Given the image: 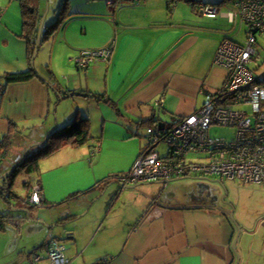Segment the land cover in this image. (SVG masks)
<instances>
[{"label":"crops","instance_id":"crops-1","mask_svg":"<svg viewBox=\"0 0 264 264\" xmlns=\"http://www.w3.org/2000/svg\"><path fill=\"white\" fill-rule=\"evenodd\" d=\"M62 1L38 0L39 16L43 18L56 5L60 13ZM235 3L68 0L62 21L39 44L37 56L41 49L50 48L51 60L47 64L43 61L40 67L33 65L36 76L9 84L2 94L1 76L6 71L28 70L32 62L28 39L21 36L20 1H0L3 197L9 202L19 198L12 190L14 184L8 187V174L53 129L87 117L92 135L84 144L69 142L40 159L38 170L25 182L29 191L24 202L37 185L43 200L34 206L55 205V212L40 210L36 217L23 215L19 224L7 223L0 228L6 230L14 224L21 235L27 232L30 244L19 249L28 251L30 264L47 260L52 264L48 256L43 255L37 263L32 258L33 252L45 249L51 232L54 238L65 241L68 264H236L238 254L239 264H249L264 257V244L258 251L252 244L249 249L237 245V254L234 252L232 243L239 222L231 219L230 206L219 208L205 194L191 193L196 183H202L195 178L204 176L176 178L174 186L188 188L184 196L172 193L169 181L129 184L119 179L148 147V128L168 126L174 117L197 112L225 81L227 68L216 61L218 49L226 39L244 41L236 39L235 31L239 23L240 30L245 28V23L239 15L233 20L230 17ZM202 4L215 7L216 14L205 13ZM105 49L111 50L109 57L81 63L83 52ZM56 66L63 70L62 75L57 74ZM159 100H163L162 106ZM95 117L102 125L96 132L99 135L93 133ZM152 118L153 122L143 123ZM6 137L12 139L7 142ZM156 150L161 155L158 145ZM227 179L232 183L239 180ZM161 182L169 191L167 195L152 191ZM144 183L157 184L140 186ZM255 218L250 226L242 225V231L264 243V212ZM59 219L70 223L66 227L47 226Z\"/></svg>","mask_w":264,"mask_h":264},{"label":"built area","instance_id":"built-area-1","mask_svg":"<svg viewBox=\"0 0 264 264\" xmlns=\"http://www.w3.org/2000/svg\"><path fill=\"white\" fill-rule=\"evenodd\" d=\"M235 4L231 20L240 16L247 25V37L242 42L226 39L220 45L216 61L227 68L225 81L197 112L179 117L168 126L148 128V147L130 171L119 178L121 181L137 184L200 174L264 182V73L257 74L250 65L257 55V35L264 31V0H238ZM201 8L210 16L217 12L213 6L202 4ZM110 52L86 51L80 61L87 64L94 58H107ZM158 105L162 106L163 100ZM216 125L234 128L233 137L212 136L210 129ZM162 140L169 144L165 156L156 150ZM189 152L204 154L207 161L189 159ZM42 200L36 185L28 202L40 204ZM45 250L52 264L70 261L65 241L57 237L47 242ZM43 257L41 251L32 254L36 263Z\"/></svg>","mask_w":264,"mask_h":264},{"label":"rangeland","instance_id":"rangeland-1","mask_svg":"<svg viewBox=\"0 0 264 264\" xmlns=\"http://www.w3.org/2000/svg\"><path fill=\"white\" fill-rule=\"evenodd\" d=\"M7 1L10 2L12 0H7ZM58 2L59 0H57V3ZM58 13L59 10L57 5L54 6L53 8H50V10L46 14V24L53 21ZM225 20L229 22L228 24L234 27L235 24L231 23L232 21L230 19L227 18ZM239 25L241 24L239 23ZM239 25L236 31L235 30L234 31H235V35L237 36L236 39L239 38L238 40L241 39L242 41V39L245 40L246 38L247 25L245 24L244 25L245 28L241 30ZM258 39L259 40H258V44L256 45V49L259 54L255 56L254 60L250 65L252 68L256 69L257 74H262L264 72V31L258 34ZM50 40L51 42H53L54 37L51 38ZM41 50H42L41 53L39 52L38 56L36 55L35 57V61H34L35 68L40 67L43 61L45 62V64H47L51 60L50 48L47 50L45 49H41ZM57 71H58L57 72L58 75L63 74V70H59V68H57ZM242 106L245 108H249L248 104H243ZM101 127L102 125L100 124V118L95 117L93 133L95 135H99L98 133L96 134V132H99ZM142 127L145 129L144 126ZM210 134L214 137H225L227 139H230L234 135V128L216 125L210 129ZM158 149L161 152L162 156L167 155L169 152L168 142L165 140L160 141L158 144ZM187 157L189 159H194L197 161H203V162L207 161V159L204 158V154H199L195 152H189ZM18 162L19 160H17L11 168L6 169V171L2 175L4 176L7 173H10ZM32 173L33 172L21 170L18 176L16 177L12 190L17 196H19V198L16 197L11 198L12 201L9 202V200H6L3 197L2 192L0 190V213L14 212L20 215L36 217V214L40 210L50 211V213L54 211L55 205L30 206L24 202V199L25 197L28 196V191H29L28 188H26L25 186V182L31 179L30 175ZM197 176L202 177V175L200 174L198 175L195 174L192 177H197ZM204 177H205L204 179L198 177L195 178L196 181L202 183L200 184L196 183V187L194 186L191 189L192 191L191 193H195V194L198 193L203 195L205 194V197H208L209 201H212V203L219 208L220 207L225 208V206L229 205L230 206L229 215L230 213H233V217H231V219L236 223L239 222L238 228H241V226L244 224L250 226L256 220L255 218L256 215L261 212H264V183H242L239 180L234 181V183H232L231 180L227 178H223L222 180L221 177L219 176H204ZM177 179H173L168 182V184L171 185L170 188L171 192L177 195L184 196V194L188 191V188L184 186L181 187L179 185L174 186L173 184L174 182L178 181ZM3 181L4 179L0 177V185ZM156 184L157 183H144V184H140V186H148V185H156ZM158 184H160V187H158V189H152V191L156 190L155 193L161 191L162 193H164V195H167L169 191L168 189L165 188V184L162 182ZM202 185L205 186L203 189H201ZM69 203L67 204L69 205ZM66 209L67 208H65V210ZM18 232H19L18 226L14 224H9L6 230L0 229V264H26V263L30 264L28 262V258H29V256L27 255L28 251L22 253L20 252L19 249V247H21L22 245L30 244V242H28L27 240V238L29 237L26 235L27 234L26 231L22 235ZM247 233L250 232L243 230L242 233H240L237 245H240V248L243 246L244 248L249 249L250 245L252 244L254 251H258L259 249H261L264 244L263 241H261V239L257 238L256 236L248 238L246 237ZM41 253L42 255L47 256V252L45 249H42ZM257 254L258 252H255V255ZM261 259L259 257L258 260L252 261L249 264H263L264 257H261ZM25 260H27V262ZM43 263L47 264L48 260L43 261Z\"/></svg>","mask_w":264,"mask_h":264},{"label":"trees","instance_id":"trees-1","mask_svg":"<svg viewBox=\"0 0 264 264\" xmlns=\"http://www.w3.org/2000/svg\"><path fill=\"white\" fill-rule=\"evenodd\" d=\"M22 8V16H23V33L21 36L28 39V46L30 52L31 62L35 55V49L38 44V33H39V25L42 20V16H39L37 4L38 0H19ZM64 1V2H63ZM61 3L60 13L57 15L54 21L49 23L42 33L40 42L47 39L50 34L54 32L57 26L62 21L63 17V9L65 7L64 4L68 3V0H63ZM192 2H196V0H189ZM227 1V0H225ZM230 2L237 0H228ZM195 5V4H194ZM40 17V18H39ZM37 75V71L34 66L28 70H20V71H6L4 75L1 77L4 79L2 83V94L5 91V88L14 82H22L32 79ZM207 92V91H206ZM210 94V93H209ZM179 117H174L173 122L178 120ZM154 118L147 120L143 123L153 122ZM92 135L89 132V118H75L69 124L53 129L46 140L39 144L35 148H31L26 153V156L20 161V163L12 170L10 174H8V187L14 184L15 178L18 176L21 170H26L28 172H33L38 170L40 159L52 154L57 149L61 148L62 145L68 144H84L91 139ZM11 140L12 138L6 137L7 140ZM8 140V141H9ZM7 141V142H8ZM2 142V141H1ZM256 183H264V182H256ZM27 204L29 202L27 201ZM32 206V204H30ZM34 206V204H33ZM22 220H24V216L14 213V212H6L0 213V228H4L7 223H16L19 224Z\"/></svg>","mask_w":264,"mask_h":264},{"label":"water","instance_id":"water-1","mask_svg":"<svg viewBox=\"0 0 264 264\" xmlns=\"http://www.w3.org/2000/svg\"><path fill=\"white\" fill-rule=\"evenodd\" d=\"M45 17H46V14L43 15V18H42V20L40 22V25H39V28H38V30H39V33H38V44H37L36 49H35V55H34L33 60H32V66L34 65V60H35V57H36L38 49H39V44H40V39H41L42 33L45 31V29L47 27V25L45 23ZM65 94L66 93L63 91L62 95H65ZM76 94L77 95H81V93H79V92H76ZM129 187L133 188L134 185H130ZM8 197H10V195H8ZM230 216L233 217V213H230ZM41 221L44 222L43 220H41ZM69 223H70V221H68L66 219H59L58 221H56V222H54L52 224H47V226L48 227H52V228L56 227V226H58V227H66L67 224H69ZM240 232H241V230H240V228H238V233L236 234V236H235V238L233 240V243H232V249L234 250V252L236 254H237V243H238V240H239ZM50 235H51L50 237H54L52 235V232L50 233ZM239 263H240V255L238 254V260H237L236 264H239Z\"/></svg>","mask_w":264,"mask_h":264}]
</instances>
